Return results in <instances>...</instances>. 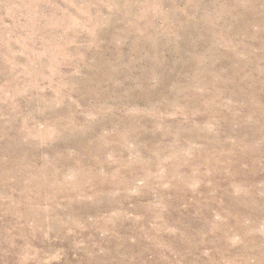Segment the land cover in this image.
Segmentation results:
<instances>
[{"label": "rangeland", "instance_id": "374dc122", "mask_svg": "<svg viewBox=\"0 0 264 264\" xmlns=\"http://www.w3.org/2000/svg\"><path fill=\"white\" fill-rule=\"evenodd\" d=\"M0 264H264V0H0Z\"/></svg>", "mask_w": 264, "mask_h": 264}]
</instances>
